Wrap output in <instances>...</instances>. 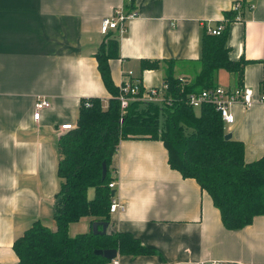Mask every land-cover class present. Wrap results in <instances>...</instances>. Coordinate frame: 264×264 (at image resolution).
<instances>
[{"label": "crops", "instance_id": "obj_1", "mask_svg": "<svg viewBox=\"0 0 264 264\" xmlns=\"http://www.w3.org/2000/svg\"><path fill=\"white\" fill-rule=\"evenodd\" d=\"M236 1L134 0L137 15L127 32L111 30L119 41V56L109 60L114 84L132 80L155 87L167 74L191 75L205 26L216 27ZM243 1L241 19L229 24L227 45L232 60H247L243 87L253 88L255 101L232 104L235 120L226 131L245 144V160L252 162L264 155V0ZM124 2L0 0V263L19 261L14 241L34 221L55 228L58 141L68 131L61 126H76L83 99L108 103L111 93L96 57L106 40L101 23ZM144 60L160 65L144 68ZM216 83L240 88L237 74L225 69ZM39 96L51 106L36 119ZM111 166L115 197L125 209L111 212L108 232L129 233L155 249L119 252L120 264H264V215L243 229H227L211 195L170 166L162 141L122 140Z\"/></svg>", "mask_w": 264, "mask_h": 264}, {"label": "trees", "instance_id": "obj_2", "mask_svg": "<svg viewBox=\"0 0 264 264\" xmlns=\"http://www.w3.org/2000/svg\"><path fill=\"white\" fill-rule=\"evenodd\" d=\"M133 2L125 0L126 13L137 12ZM235 3H240V8L225 12L219 23L225 25L220 34H210L205 26L196 70L186 77L165 76L167 88L160 102L136 98L122 109L121 89L112 80L109 64L111 58L119 56L118 34H106L96 57L111 97L107 104L100 97L83 99L76 126L60 136V188L53 205L55 228L43 220L34 221L14 241L19 257L14 264H108L109 259L95 253L100 248H115L121 254L155 253V249L125 232L69 233L72 223L85 218L90 219L91 226L95 221L110 222L109 183L115 178L112 158L125 139L162 141L170 166L183 177L194 178L211 195L227 229H243L256 216L264 215V155L247 162L245 144L234 137L226 139V124L216 107L204 104L195 108L188 102L190 93L218 85L220 69L237 74L243 87L247 60H232L227 45L229 24L241 19L245 6L243 0ZM159 65L158 61H143L144 68ZM104 162L108 167L105 179Z\"/></svg>", "mask_w": 264, "mask_h": 264}, {"label": "built area", "instance_id": "obj_3", "mask_svg": "<svg viewBox=\"0 0 264 264\" xmlns=\"http://www.w3.org/2000/svg\"><path fill=\"white\" fill-rule=\"evenodd\" d=\"M233 8H240V3H235ZM137 12L126 13L124 7H120L115 12L105 17L101 23V32L107 34L111 30L118 31L121 35L125 34L128 30V22L130 19L135 18ZM224 23L219 24L216 27H208L210 34H220L224 29ZM132 74V72H130ZM167 85L144 87L139 82L128 80L123 82L120 86V102L122 109L126 108L130 101L139 98L144 101L160 102L163 99V95ZM254 90L251 87H240L235 90L227 89L222 85L216 87L204 89L198 93H190L188 95V102L195 108H200L204 104H212L221 113L222 118L226 125H230L234 122L235 116L231 110L232 104L235 102H241L245 106L249 107L254 103ZM51 106L49 99L39 96L35 101V118L40 117L41 111ZM75 126L72 124H65L61 126L63 130L73 129ZM117 180L114 178L109 187L116 190ZM124 205L115 197H112L111 212L124 210ZM113 264H120L119 260L114 259ZM201 264H224L222 261H209Z\"/></svg>", "mask_w": 264, "mask_h": 264}, {"label": "water", "instance_id": "obj_4", "mask_svg": "<svg viewBox=\"0 0 264 264\" xmlns=\"http://www.w3.org/2000/svg\"><path fill=\"white\" fill-rule=\"evenodd\" d=\"M226 139L232 138V133H227L225 135ZM108 167L106 162L103 163V169H102V178L105 179L107 176ZM116 190L113 189L111 192V196H115ZM109 222H102V221H95L92 225L93 233L99 234V235H105L108 232ZM95 253L97 255H101L110 261H113L118 256V249L115 248H108V249H96Z\"/></svg>", "mask_w": 264, "mask_h": 264}, {"label": "rangeland", "instance_id": "obj_5", "mask_svg": "<svg viewBox=\"0 0 264 264\" xmlns=\"http://www.w3.org/2000/svg\"><path fill=\"white\" fill-rule=\"evenodd\" d=\"M84 221L88 222L87 223L88 224V228H86L85 225L82 224ZM91 230H93V228H92V226L90 224V219L89 218H85V219H83L80 222H76L75 225H73V226L70 225V227H69V233H70V235L72 234V236L75 235V234H78V233L88 232V231H91Z\"/></svg>", "mask_w": 264, "mask_h": 264}]
</instances>
